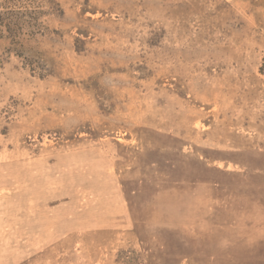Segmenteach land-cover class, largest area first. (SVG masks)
Returning <instances> with one entry per match:
<instances>
[{
	"label": "rangeland",
	"instance_id": "obj_1",
	"mask_svg": "<svg viewBox=\"0 0 264 264\" xmlns=\"http://www.w3.org/2000/svg\"><path fill=\"white\" fill-rule=\"evenodd\" d=\"M0 39V264H264V0H53Z\"/></svg>",
	"mask_w": 264,
	"mask_h": 264
},
{
	"label": "trees",
	"instance_id": "obj_2",
	"mask_svg": "<svg viewBox=\"0 0 264 264\" xmlns=\"http://www.w3.org/2000/svg\"><path fill=\"white\" fill-rule=\"evenodd\" d=\"M54 6L53 0H0V39L7 40L8 49L23 57L33 70H43L41 75L48 71L47 61L27 42L44 32L46 9Z\"/></svg>",
	"mask_w": 264,
	"mask_h": 264
}]
</instances>
